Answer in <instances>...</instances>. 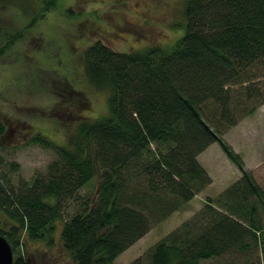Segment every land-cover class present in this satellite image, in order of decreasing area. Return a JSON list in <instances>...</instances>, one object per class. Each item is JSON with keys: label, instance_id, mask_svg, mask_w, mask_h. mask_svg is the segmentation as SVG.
<instances>
[{"label": "trees", "instance_id": "16d2710c", "mask_svg": "<svg viewBox=\"0 0 264 264\" xmlns=\"http://www.w3.org/2000/svg\"><path fill=\"white\" fill-rule=\"evenodd\" d=\"M55 4L44 0V10ZM183 14L184 32L169 46L121 51L97 39L83 49L88 82L107 90V109L81 118L64 143L32 136L59 154L49 176L16 191L0 175V233L14 264H36L29 240L44 250L59 244L75 264H113L211 182L197 156L212 142L241 176L150 246L146 264H205L224 255L218 264H254L247 253L255 250L264 264V188L219 128L236 122L231 85L252 79L250 68L263 62L264 0H185ZM17 30L6 29L8 45L22 38ZM211 103L219 119L206 111ZM4 129L0 118V136ZM83 187L90 188L84 198ZM71 198L79 208L66 215Z\"/></svg>", "mask_w": 264, "mask_h": 264}, {"label": "rangeland", "instance_id": "374dc122", "mask_svg": "<svg viewBox=\"0 0 264 264\" xmlns=\"http://www.w3.org/2000/svg\"><path fill=\"white\" fill-rule=\"evenodd\" d=\"M184 2L56 0L54 6L44 10V0H0L4 30L0 29V118L5 124L2 137L7 141L0 147V175L6 187L17 191L36 175H50L59 154L54 147L33 141L35 133L43 132L61 144L81 118L106 111L108 92L88 82L83 49L97 39L121 51L155 43L169 46L184 32ZM6 29H22V38L8 45L5 36L10 31ZM262 61L250 68V72L255 73L252 79L231 85L230 113L236 122L229 125L223 120L219 128L264 188V59ZM217 110L212 103L206 109L219 119ZM197 157L211 176V182L168 217L154 221L113 264H132L140 257V264H146L144 255L150 246L199 212L206 197L216 196L241 176L236 163L218 142H212ZM87 189L90 188L79 190L83 198L86 192L89 194ZM78 203L79 199H68L65 214L75 212ZM5 216L0 211V218ZM32 246L38 251L36 264H75L59 244L44 250L38 241L29 240L27 247ZM247 254H250L247 261L253 258L254 264H263L258 250ZM227 260L228 255H224L209 259L205 264Z\"/></svg>", "mask_w": 264, "mask_h": 264}, {"label": "water", "instance_id": "95a60500", "mask_svg": "<svg viewBox=\"0 0 264 264\" xmlns=\"http://www.w3.org/2000/svg\"><path fill=\"white\" fill-rule=\"evenodd\" d=\"M0 264H14V255L10 242L0 233Z\"/></svg>", "mask_w": 264, "mask_h": 264}, {"label": "flooded vegetation", "instance_id": "af4514ba", "mask_svg": "<svg viewBox=\"0 0 264 264\" xmlns=\"http://www.w3.org/2000/svg\"><path fill=\"white\" fill-rule=\"evenodd\" d=\"M4 131H5V129H4ZM11 132H14V129H13V131L11 130ZM2 135H3V133L0 136L1 137V141L4 142V143H6L7 141H5V139L2 137Z\"/></svg>", "mask_w": 264, "mask_h": 264}]
</instances>
